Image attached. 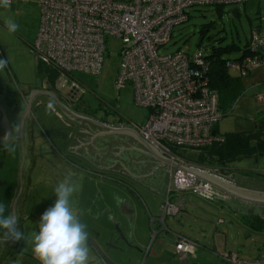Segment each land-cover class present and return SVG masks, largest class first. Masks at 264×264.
I'll list each match as a JSON object with an SVG mask.
<instances>
[{"label":"built area","instance_id":"2783aa9c","mask_svg":"<svg viewBox=\"0 0 264 264\" xmlns=\"http://www.w3.org/2000/svg\"><path fill=\"white\" fill-rule=\"evenodd\" d=\"M246 1L38 0L40 25L32 53L39 66L55 73L59 91L78 96L84 89L73 72L100 73L105 37L119 38L121 60L115 86L117 89L131 86L134 104L147 111L145 122L135 125L140 136L163 155L205 170L173 151L199 150L224 139L214 132L224 114L219 109L217 90L209 86L207 61L201 51L192 56L181 50L169 54L158 51L168 43L174 26L188 20V8ZM250 47L253 51L264 48V38L258 30L251 35ZM226 65L244 76L254 68H264V55L246 56ZM259 97L264 101V89ZM213 170L221 176L218 170ZM192 180L196 185L187 186ZM184 191L209 201L227 199L210 184L173 168L169 171V183L157 219L158 229L165 230L166 216L182 209L181 200L170 195ZM197 246L195 241L177 235L175 248L182 258L193 254ZM221 259L223 264H264V251L254 259H243L228 251L221 254Z\"/></svg>","mask_w":264,"mask_h":264},{"label":"rangeland","instance_id":"374dc122","mask_svg":"<svg viewBox=\"0 0 264 264\" xmlns=\"http://www.w3.org/2000/svg\"><path fill=\"white\" fill-rule=\"evenodd\" d=\"M215 7L195 5L188 8V20L174 26L168 43L159 48V54H169L176 50L184 51L189 56L197 51L207 54L212 46L235 43L240 50L223 56L232 60L241 55V48L248 41L252 29L259 27L261 33H264V0H247L241 4L225 5L221 13ZM14 10V6H0V22L4 19V22L13 21L19 25L15 32L0 29V59L8 60V66L0 71V76L5 78V86L9 90L20 92L23 90L22 82L37 84L41 81L39 74L46 75L48 70L44 67L39 68L40 64H37L31 51V45L35 41L39 28V14L35 21L30 13L16 14ZM207 24H210V28L202 35L201 30ZM104 45V59L100 73L88 74L76 71L72 74L84 89L82 97L85 99V104L91 110L106 109L109 111V120L116 118L124 123L142 125L147 111L134 104L132 87L126 85L117 89L115 86L121 60L122 41L119 38L107 36ZM35 76H37V82L33 81L36 79ZM82 97L81 100H83ZM99 114L102 115V113ZM232 122L230 116H225L216 125L219 126V131L224 133L231 130ZM178 152H182V155L187 158H195L198 150L178 149ZM132 155L137 154L132 153ZM177 156L180 157L178 154ZM232 166L236 174H247L264 182V157L242 159L235 161ZM1 177L11 184L14 175L12 171L7 170ZM103 189L109 193L107 189L110 187L103 184L93 186L96 201ZM45 192L53 198V191L47 189ZM188 193L173 192L170 196ZM193 195L195 194L189 195L187 199L193 203L194 210L186 209L183 215L180 213L167 215L166 231H162L161 238L156 233L159 229L150 228L147 247H144L142 252H133L134 255L130 258L129 254L132 251L126 243L123 244V241L119 242L122 251L104 246L106 241L114 240L115 236L104 232L102 225L106 223H100L99 217H92L91 222L89 221V228L93 231L89 232V238H97L101 244L103 243V248L107 249V252L110 250V256L117 264L125 257L129 258L128 264H182L180 259L172 253L175 245L172 233L183 234L197 240L196 254L188 256L189 261L185 264H223L220 254L228 251L243 259H254L260 256V253L264 251V220L259 214H243L241 204L235 200L231 201L237 206L232 207L226 200V202L208 201ZM164 198L165 196L159 202H163ZM184 198L186 197L182 196L183 201ZM158 215H161V205ZM80 216L82 217V213ZM83 218L86 219V216L84 215ZM153 231H155L154 236ZM96 232H101V236L97 237ZM158 240H161L160 243Z\"/></svg>","mask_w":264,"mask_h":264},{"label":"crops","instance_id":"0c3cea01","mask_svg":"<svg viewBox=\"0 0 264 264\" xmlns=\"http://www.w3.org/2000/svg\"><path fill=\"white\" fill-rule=\"evenodd\" d=\"M9 6L15 7L14 11L16 14L22 13V15H25L30 13L35 21L37 20V14H39L40 25L38 0L12 1ZM7 22L8 21L4 22V19H2L0 22L1 30L9 31ZM258 30L261 34L260 36L264 37V33H261L259 28ZM229 72L231 75L240 78L243 88L233 106L225 111L228 114L223 116H230V119L233 120L232 128L227 132L241 133L251 132L256 129H264V101L259 97L262 89H264V68H254L244 76L240 75L233 69H230ZM50 73V71L46 75L44 73V75H41L40 73V76L38 75L41 80L40 82H37L38 79L37 76H35L36 79L33 81L37 82V84H34L33 82H22L23 90L20 92L9 90L5 86V78L0 76V106L5 105L8 111H12L17 102V100L15 102V98L19 97L18 94L29 95L33 90L48 91L49 93L54 94L56 90L58 91L55 86L56 75L52 76ZM65 92L66 91H60L58 94H64ZM45 94L46 93H36L30 98V101H32L34 105V103H37L44 98ZM62 97L65 98L68 103L67 106L69 109L72 110L71 106H77L80 111H84L90 118L104 124L112 125V123L105 122L97 117L101 116L109 120V111L106 109L95 108L91 110L89 106L85 104L84 97H82L84 101L80 100L79 103L72 102V105L69 104L71 102H68L65 96ZM112 108L116 109L115 106H112ZM94 113H97V116L93 115ZM99 113H102V115ZM8 115L11 119L15 117L11 112ZM68 121L74 122L75 117L70 116ZM110 121L137 130L135 126L137 124L124 123L116 118ZM59 127L60 125L54 127L55 132H52L53 134L51 135L53 139L55 138L54 148L50 146L52 147L51 152H49L48 147L39 150L41 156L39 157L37 166L41 168V171L38 170L40 172L35 175L33 182L43 183V188H41L40 192H42V195L47 196L53 205L56 200L55 194L52 198V196L47 195L45 190L50 189L53 191V188L58 181L62 180L65 176H71L76 182L78 188L73 197L74 205L79 214L82 213L81 220L87 224L88 232H93L92 229L89 228L91 222L90 219H92V217H99L98 219L101 220L100 223H106V227L111 228L109 221L114 215L116 219L122 222L124 234L128 241L127 245L132 251L131 254H129V258L134 255L133 252H142V249L148 245L150 228H159V222L157 219L160 217L158 212L159 206L162 204V202L159 201L165 196L169 183V171L173 169V167L160 163V161L155 159L148 152L147 148L141 142L125 133L98 135L92 140V144L95 146L93 147L91 142H89L91 137L97 132H107L108 130L105 129V126L98 125L91 120L83 126V138L80 137L79 139H73L67 143L63 140L62 128ZM214 131L219 134L226 133L220 132L219 126L214 127ZM83 142L89 143L81 145ZM73 146L78 147L75 148ZM97 148L99 149V152ZM131 152L137 155L133 156ZM158 153L162 155L159 151ZM187 162L197 165L190 161ZM231 165H233V163ZM197 166L202 167L211 173L214 171V168L200 165ZM218 174L247 188L264 191V182L256 177L248 176L247 174H236L234 168L218 172ZM99 184L105 186L108 185L110 189H107L109 193H106L103 189L98 195L96 201L93 186L96 187L99 186ZM52 193H54V191ZM188 194L190 196L192 195L191 192ZM188 194H177L173 196L174 198L180 199L182 202V209L175 215L179 213L182 215L185 214L186 209H189L190 211L194 210L193 203H190L191 200L187 199L189 196ZM182 196L186 197L184 198V201ZM231 200L235 199L227 196L226 201H229V205L232 207L237 206ZM221 201L225 200L221 199ZM235 202L248 204L240 200H235ZM16 214L20 219L18 228L24 231L26 235L38 231V226L35 223L23 225V221L21 220L22 210L18 209ZM84 215L86 216V219L83 218ZM151 220H154V222L152 223ZM163 230L164 229L160 228L157 231V235L160 238ZM172 235H174V243L177 242V235L191 239L179 233H172ZM0 236L3 237L2 235ZM9 240L10 241L4 246L0 243V264H40L32 253V245L30 242H27L25 239L13 241L10 238ZM160 241L161 240H158L159 243ZM123 244L125 245V243ZM88 247L89 264H104L89 244ZM172 253L180 259L182 264H185L189 261L188 256H195L196 251H194L193 254L188 253L185 258H182L177 253L174 245ZM108 254L111 255L110 250L108 251ZM129 258L125 257L121 262H117L119 264H128Z\"/></svg>","mask_w":264,"mask_h":264},{"label":"flooded vegetation","instance_id":"af4514ba","mask_svg":"<svg viewBox=\"0 0 264 264\" xmlns=\"http://www.w3.org/2000/svg\"><path fill=\"white\" fill-rule=\"evenodd\" d=\"M58 93L60 91L56 90L55 95L52 93L53 98L44 96L34 105L28 95L20 93L19 97L15 98V102L17 100L19 104L12 111H8L5 105L0 106V202L6 204L10 212L16 213L18 209L22 210L21 220L23 221L27 215L26 218L30 217L32 223L37 226L44 211L52 206L49 198L40 192L43 183L33 182L35 175L41 171L37 166L41 156L39 150L48 147L51 152L55 143V138L53 139L51 135L57 125L62 128V137L67 143L82 137L83 126L89 122L85 112L80 111L77 106H71L72 112L68 113L59 105V101L68 105L62 96H65L72 105V102H80L82 94L75 96L68 91L61 93L62 95ZM10 112L15 116L13 119L9 118ZM70 116L75 117L74 122L68 121ZM7 133H10V137L6 141ZM5 144L9 148H14V151H9ZM7 170L12 171L14 175L11 184L1 177ZM25 198L31 206L23 212Z\"/></svg>","mask_w":264,"mask_h":264},{"label":"clouds","instance_id":"9594fccd","mask_svg":"<svg viewBox=\"0 0 264 264\" xmlns=\"http://www.w3.org/2000/svg\"><path fill=\"white\" fill-rule=\"evenodd\" d=\"M11 0H0V6L7 7ZM10 32H15L19 25L7 22ZM8 66V60L0 59V71ZM10 137L7 133L5 140ZM5 147L9 151L14 148ZM78 188L71 176H65L53 188L56 200L44 211L38 224V231L25 234L18 228L20 219L14 211L0 202V233L5 239L13 241L25 239L32 245V253L40 264H89L88 226L74 205V194Z\"/></svg>","mask_w":264,"mask_h":264},{"label":"trees","instance_id":"16d2710c","mask_svg":"<svg viewBox=\"0 0 264 264\" xmlns=\"http://www.w3.org/2000/svg\"><path fill=\"white\" fill-rule=\"evenodd\" d=\"M213 6H216V10L221 13L223 11V6L225 5ZM209 28L210 24L205 25L201 30L202 35L205 34ZM258 28L259 27L252 29L248 41L245 46L241 48V55L236 59L231 60L223 57L233 51L240 50V47L235 43L226 44L224 46H212L208 49L207 54L202 53V56L206 59L208 64L207 76L209 86L217 90L219 94V109L224 115L226 114L225 111L233 106L243 88L240 78L231 75L229 72L230 69L226 64L229 61H240L244 57L254 54L264 55V48L261 47L258 51H253L250 47L251 35L253 31L258 30ZM39 68L41 69L43 67L39 66ZM50 72L52 76L55 75L54 72ZM220 135L224 138L222 142H216L209 146L200 148L197 152V156H194L195 158H187L182 155V152H173L184 158L186 161L193 162L200 166L214 168L219 172L232 169L233 166L231 164L235 161L264 157V129H256L251 132L241 133L226 132Z\"/></svg>","mask_w":264,"mask_h":264},{"label":"water","instance_id":"95a60500","mask_svg":"<svg viewBox=\"0 0 264 264\" xmlns=\"http://www.w3.org/2000/svg\"><path fill=\"white\" fill-rule=\"evenodd\" d=\"M36 93H46L45 98H49V97L53 98L54 97V95L49 93L48 91H41V90H33L30 92V94L28 96L31 98ZM18 104H19V102L15 103L14 108H16L18 106ZM59 105L64 110H66V112H68V113L72 112V110L69 109L66 105H64L61 101H59ZM46 107H48V106H46ZM87 117H88V120H91L98 125L105 126L106 127L105 129L108 130L107 132L106 131H100V132L95 133V135L93 137H91V140L89 141V142H91V144H92V140L96 136L101 135V134H111V133L128 134L131 137L138 140L139 142H141L147 148L148 152L155 159L160 161V163H163L165 165H169L173 168H179L183 173L188 174L190 176H193V177L197 178L198 180H201L205 183L210 184L212 187H214L218 191L224 193L229 198H233L235 200H240V201H243V202L248 203V204L259 205V206H253V205L240 203L243 214H252V213L259 214L261 219L264 220V191H258L255 189L247 188V187L242 186V185H240L234 181H230L229 179H227L225 177H222V176L216 175L214 173H211L209 171H206V170H203V169H200V168L179 162V161L174 160V159H170L169 157H166L163 154L161 155L158 153V151L150 143H148L146 140H144L139 135L138 131L135 129H132L130 127H126L124 125L117 124V123L110 121V120H107L101 116H97V117L99 119L105 121V122L112 123V125H108V124L98 122V121L90 118L89 116H87ZM89 142H83L81 145H86ZM81 145H79V146H81ZM92 146L95 147L93 144H92ZM73 147L76 148L78 146H73ZM98 152H99V149H98ZM143 176H145V175H143ZM189 185H196V184L193 181V183L187 184V186H189ZM30 206H31L30 203L25 198V201L23 203V212H26V210H28ZM26 216L27 215H25V217L23 219V225H26V224L33 222V220H31L30 217L26 218ZM109 223L111 224V228H107L105 225H102L103 230L105 233H110L112 236H115V239L113 241L112 240L106 241V243H104V246H106L108 249H113L116 251L117 250L122 251V248L119 247L120 246L119 242L123 241L124 243L128 244L127 238L124 234V230L122 227V222L119 221L118 219H116L113 215L112 219L110 218ZM22 228H23V226H22ZM96 236L97 237L101 236V232H96ZM9 239L10 238L4 239V238L0 237L1 245L4 246L7 242L10 241ZM88 244L91 246L92 250L96 253V255L100 258V260L104 264H117L114 262L112 257L108 254V252L103 248L102 244L97 240V238L90 237L88 240Z\"/></svg>","mask_w":264,"mask_h":264}]
</instances>
